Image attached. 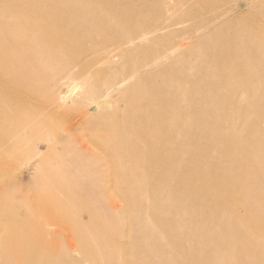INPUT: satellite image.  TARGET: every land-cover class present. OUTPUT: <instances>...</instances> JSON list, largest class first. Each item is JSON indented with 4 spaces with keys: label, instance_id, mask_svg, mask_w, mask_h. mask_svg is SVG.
Instances as JSON below:
<instances>
[{
    "label": "bare ground",
    "instance_id": "1",
    "mask_svg": "<svg viewBox=\"0 0 264 264\" xmlns=\"http://www.w3.org/2000/svg\"><path fill=\"white\" fill-rule=\"evenodd\" d=\"M167 1L140 21L0 0V264H264V30L238 11L257 0ZM101 48L125 62L98 95L124 105L85 129L63 103ZM17 160L33 181L3 171ZM73 239L80 258L57 249Z\"/></svg>",
    "mask_w": 264,
    "mask_h": 264
},
{
    "label": "rangeland",
    "instance_id": "2",
    "mask_svg": "<svg viewBox=\"0 0 264 264\" xmlns=\"http://www.w3.org/2000/svg\"><path fill=\"white\" fill-rule=\"evenodd\" d=\"M89 1H93V0H89ZM168 6H173L172 8H170L171 10H182L184 7L182 5H180V3H178V0H168ZM94 3V2H92ZM117 3H120V4H117V8L116 10L118 9L119 13H121V11L123 12V14H129L132 12L133 14L132 15H127V16H131L133 18L136 19H139L140 21H143V20H151V19H154L155 16H156V13H155V10H156V7L160 4L159 3V0H118ZM152 3V4H151ZM99 4V3H98ZM129 4V6H128ZM122 6V7H121ZM249 7V8H248ZM263 8V10H262ZM155 9V10H154ZM171 10H169L168 12L171 13ZM117 11V12H118ZM186 11V10H185ZM238 11H241V15L243 16V19L244 20H248V21H251L254 22L253 25H255L256 27L257 26H262L261 28L264 30V0H257L256 1V4L252 7V4H248V5H244V3H239V6H238ZM257 11H259L260 13L259 14H256ZM136 13V14H135ZM155 13V14H154ZM167 13V14H169ZM122 14V15H123ZM124 14V15H125ZM153 15V16H152ZM247 16V18H246ZM257 16V17H256ZM245 17V18H244ZM256 17V18H255ZM112 18V17H111ZM145 18V19H144ZM255 20V21H254ZM259 23V24H258ZM187 24L184 23V24H180L178 26V24H176V26H172V28H178V29H175L176 31L173 32L171 35L167 36L165 39H163V44H162V47L163 48H166L168 45H169V42L171 41L172 43H177L179 42L181 39H183L184 37H187V34H183L184 33V27L185 25ZM257 24V25H256ZM228 29V30H227ZM226 29V35L227 36H232V35H238V34H241L243 33V28L242 27H238V26H233V27H230V28H227ZM109 37V36H107ZM109 41H111L112 38H107ZM108 41V42H109ZM170 42V43H171ZM96 43H97V40H96ZM96 43H93L96 44ZM212 43H214L215 45H213L214 47H211L213 49H221L218 45L216 44H219L220 41L217 39H215ZM98 44V43H97ZM99 45V44H98ZM107 47H109V44L107 45ZM107 49L108 48H101L99 49L98 52H102L101 55H97L95 56V64L94 62L90 65L89 69H86L83 71L82 75L79 76V78L76 79L73 81L75 82V91L72 92V94L68 95L66 98H65V102L63 103L64 104V107L66 108V111L71 113V115H73L74 117H76V119L79 120V122L81 123V127H85V129L87 128H91L92 126H94V123L96 124L97 122L96 121H101L100 119L103 117V116H109V115H113L116 111V106H123L124 105V100L121 96H119L116 92L112 93L111 96L106 100L105 97H99L100 94H103L104 92V89L110 85V83L112 84V82L114 81L113 79L111 80L110 78H114V74H116L115 71H118L119 68H121V66L124 64L123 62L124 61V58H118L119 56H113L112 59L115 60H112L113 62L111 63H106L104 62V56L105 54L107 53ZM105 53V54H104ZM189 56V55H188ZM196 58H200V59H207L208 61H210V59H212V56L211 54L209 53H206V52H203L201 55H196ZM120 59V60H119ZM97 60V61H96ZM123 60V61H121ZM101 63H99V62ZM118 61H121V62H118ZM98 62V63H97ZM105 64H104V63ZM113 64V66L109 65V64ZM104 64V65H102ZM94 65V66H93ZM44 66V65H42ZM93 66V67H92ZM96 70V76L94 74V72H91L92 70ZM107 70H105V69ZM100 69V70H99ZM102 69V70H101ZM118 69V70H117ZM75 70L77 71V69L75 68ZM90 70V72L88 73V71ZM93 70V71H94ZM104 70V71H103ZM181 71V70H179ZM51 72V71H50ZM50 72L46 71L47 73V77L46 78V81L45 79H43L44 81V87L46 88V85H48L47 89H46V92L47 90H49V92H51V90H56L57 88V84H52L50 82H58L60 81L61 79V82H63L64 78L63 79L61 78L63 75H64V72L63 71H58V73H55L56 75H53L52 74V77L51 80L52 81H49V84L47 82V79L48 77L51 75ZM98 72V73H97ZM94 74V77L93 78V75ZM87 74V78H84V75ZM90 75V76H89ZM98 75V76H97ZM111 75V76H110ZM85 76V77H86ZM89 76V77H88ZM113 76V77H112ZM81 77V79H80ZM92 77V78H90ZM106 77V78H105ZM108 77V78H107ZM85 80H84V79ZM90 80H89V79ZM104 80H102V79ZM50 79V77H49ZM83 79V80H82ZM87 80V81H86ZM92 80V81H91ZM102 80V81H101ZM81 81V83H80ZM85 81V82H83ZM101 81V82H100ZM160 79L158 78L157 79V82H159ZM110 82V83H109ZM83 83H88L87 85L86 84H83ZM102 83H104L102 86ZM108 84V85H106ZM56 87V88H55ZM96 89V90H95ZM89 91V92H88ZM99 91V92H98ZM54 92V91H53ZM95 92V93H94ZM97 92V93H96ZM74 93V94H73ZM96 94V95H95ZM99 94V95H98ZM117 94V95H116ZM72 95V96H71ZM71 96V97H70ZM81 96V97H80ZM98 96V97H96ZM101 96V95H100ZM70 97V98H69ZM80 97V98H78ZM94 97V98H93ZM105 100H100V99H104ZM120 98V99H118ZM77 100V101H76ZM60 101V100H59ZM103 103H102V102ZM106 101V102H105ZM121 101V102H119ZM97 103H100L98 106L96 105ZM109 103V104H107ZM111 103L113 106H111ZM123 103V104H122ZM69 104V105H67ZM67 105V106H66ZM106 105V106H105ZM101 106V107H100ZM88 107V108H87ZM99 107V108H98ZM98 109V111H96ZM85 110H88L85 112ZM90 111V112H89ZM96 111V112H95ZM102 111V112H101ZM106 111L108 113H106ZM82 112V115H80ZM110 112V113H109ZM84 113V114H83ZM88 115H87V114ZM90 113V114H89ZM97 113V114H95ZM75 114V115H74ZM103 114V115H102ZM85 115L83 117V120L82 121V116ZM102 115V116H101ZM89 116V117H88ZM101 116V117H100ZM86 120H88L86 122ZM90 121V122H89ZM84 123V125L82 126V124ZM99 124H101L99 122ZM55 125V128L53 127V130L54 131H58L60 129V124L56 123L54 124ZM81 130V129H80ZM44 146L42 145L41 146V150H43ZM52 162V161H51ZM22 163L26 164L27 162L25 160H21V161H13L12 166H9V164H6L4 166V169L3 171H5V173H8L9 169L11 171L12 168L13 171H15V173L21 171L22 172V178L24 181H33L32 178L30 177V173L27 171V169L25 167H22ZM10 164V165H11ZM14 165V166H13ZM11 167V168H8ZM8 168V169H7ZM16 168V170H15ZM24 168V169H23ZM20 169V170H19ZM23 169V170H21ZM9 171V173H10ZM25 171V172H24ZM14 173V172H13ZM58 175V174H57ZM57 175L53 176V178H51V181H54V178L55 180L57 179L58 180V177ZM28 179V180H27ZM50 181V180H49ZM71 186H74V182L71 184ZM35 187L38 189H40L41 187L40 186H37L35 185ZM73 243V244H72ZM79 245H78V240L76 239H73L69 242V244H63L62 246H59L57 249H59V252L61 254H72V256H74L75 258H80V252H79ZM80 264H88V263H80Z\"/></svg>",
    "mask_w": 264,
    "mask_h": 264
}]
</instances>
